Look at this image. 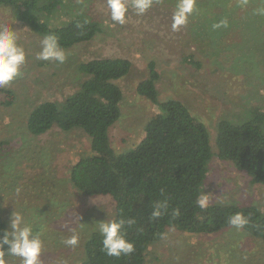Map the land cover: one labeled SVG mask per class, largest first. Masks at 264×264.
<instances>
[{
	"label": "rangeland",
	"instance_id": "374dc122",
	"mask_svg": "<svg viewBox=\"0 0 264 264\" xmlns=\"http://www.w3.org/2000/svg\"><path fill=\"white\" fill-rule=\"evenodd\" d=\"M177 2L154 0L143 15L129 6L127 22L112 26L107 0H72L67 11L80 6L102 31L88 42L63 49L67 57L63 64L37 59L42 38L14 19L9 7L0 6V26L16 31L17 44L26 53L21 75L0 88V216L10 230L11 214L19 212L41 234L40 264H80L85 241L93 231L99 232L96 222L114 216L110 196H86L69 181L74 162L91 154L90 138L80 129L63 132L53 127L34 136L27 128V118L38 104L63 102L78 91L85 78L79 71L81 63L104 57L131 63L127 75L114 81L123 96L120 117L109 129L117 153L140 142L155 113L151 102L136 92L137 84L147 78L150 61L159 74L158 100L182 102L206 126L213 152L219 119L240 121L251 108L264 112L263 16L230 21L226 11L232 5L225 4L227 17H223L209 0H196L187 25L173 31ZM225 20L227 27L213 29V24ZM208 168L201 187V195L209 194L208 206L253 205L264 216V185L251 184L246 173L216 156ZM73 229L79 236L75 247L64 243ZM5 259L7 264H21L19 257ZM146 262L264 264V240L233 227L200 235L168 227L147 248Z\"/></svg>",
	"mask_w": 264,
	"mask_h": 264
},
{
	"label": "trees",
	"instance_id": "16d2710c",
	"mask_svg": "<svg viewBox=\"0 0 264 264\" xmlns=\"http://www.w3.org/2000/svg\"><path fill=\"white\" fill-rule=\"evenodd\" d=\"M71 2L0 0V6L9 7L14 19L42 39L54 34L62 49H68L102 31L100 23L80 6L67 11ZM209 2L217 15H228L230 21L253 18L256 10L264 7V0ZM227 3L232 6L226 15ZM130 68V61L119 57L81 63L79 71L85 78L78 91L63 102L38 104L27 118L28 131L34 136L53 127L63 132L82 130L90 138L91 154L74 162L69 181L86 196H110L114 202L112 220L135 221L124 229L125 238L135 246L131 255L107 256L101 251L103 237L93 231L84 243L80 264H147V248L158 242L168 227L196 235L212 234L231 227L228 220L238 212L248 219L242 229L264 240V216L255 206L214 204L201 209L197 204L214 156L246 173L251 184L264 185V112L251 108L240 121L219 119L213 152L206 126L182 102L158 100L159 74L150 61L147 78L137 84L136 92L151 102L155 113L145 124L140 142L117 153L111 146L109 129L120 117L123 96L114 81L127 75ZM156 202H167V209L152 219ZM5 229L0 216V236Z\"/></svg>",
	"mask_w": 264,
	"mask_h": 264
},
{
	"label": "clouds",
	"instance_id": "9594fccd",
	"mask_svg": "<svg viewBox=\"0 0 264 264\" xmlns=\"http://www.w3.org/2000/svg\"><path fill=\"white\" fill-rule=\"evenodd\" d=\"M154 0H107L110 10L112 26L124 25L129 6L135 9L137 15L145 14L152 6ZM196 10V0H178L172 17V30L179 31L188 23V18ZM255 14L264 15V7L256 10ZM213 29L227 27V21L213 24ZM41 51L37 59L43 61H55L63 64L66 61L65 51L54 34H47L41 40ZM26 63V53L17 44L16 31L8 26H0V88L10 85L21 75V68ZM19 192V189H17ZM197 204L201 209L209 205V194H202ZM151 218L156 219L162 215V209H167V202H156L153 205ZM178 214V213H177ZM135 223L133 219H120L96 222L99 233L103 237L101 251L107 256L119 258L128 256L135 251V246L125 236V225L131 226ZM248 219L242 213L232 215L228 224L240 230L247 225ZM9 228L0 236V264H7L5 257H19L21 264H40L42 253V240L40 233L34 231L32 224L26 222L24 216L19 212H13L10 217ZM79 236L72 230V235L64 240L65 245L75 247Z\"/></svg>",
	"mask_w": 264,
	"mask_h": 264
}]
</instances>
